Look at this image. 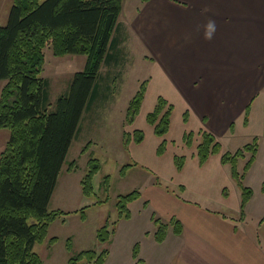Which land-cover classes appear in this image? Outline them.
I'll list each match as a JSON object with an SVG mask.
<instances>
[{"label": "crops", "instance_id": "0c3cea01", "mask_svg": "<svg viewBox=\"0 0 264 264\" xmlns=\"http://www.w3.org/2000/svg\"><path fill=\"white\" fill-rule=\"evenodd\" d=\"M209 20L216 23L211 40L204 37ZM116 28L114 48L130 52L138 47L146 65L145 75L135 78V86L124 100L131 99L142 80L147 81L139 116L133 122H138L144 138L132 142L128 150L174 188L170 193L150 184V195L144 198L141 194L143 208L151 200V222L154 214L164 222L176 217L182 224L181 234H175L170 225L165 239L158 243L153 223L154 229L144 232L145 238H152L145 256L151 257L152 264H264V170L256 164L264 141L260 110L262 105L264 111V0H123ZM119 49L111 53L112 48L105 63L119 65ZM158 96L174 106L164 138L144 122ZM253 109H259L258 131L253 127ZM200 129L213 133L222 151L239 147L236 138L240 134L247 140L258 137L255 160L244 177L253 194L242 213L241 190L229 165L221 163V154L211 155L200 165L196 156L199 137L191 146L184 144V133ZM163 139L167 145L159 155ZM175 155L185 157L181 170L174 164ZM131 218L132 211L127 220Z\"/></svg>", "mask_w": 264, "mask_h": 264}, {"label": "trees", "instance_id": "16d2710c", "mask_svg": "<svg viewBox=\"0 0 264 264\" xmlns=\"http://www.w3.org/2000/svg\"><path fill=\"white\" fill-rule=\"evenodd\" d=\"M122 4L123 0H13L7 23L0 25V80H6L0 92V128L10 129L0 157V264H43L34 245L46 238L48 227L56 217L67 214L60 210L49 212L48 204L84 111L104 95L100 68L109 60V51L114 48L113 33ZM47 46H51L55 56L84 54L87 57L84 69L75 73L69 92L57 99L53 112L48 111V81L40 76ZM146 87L144 80L129 100L126 123H133L139 114ZM173 108V104L158 96L153 109L147 113L146 121L153 125L156 136L164 138L168 133ZM248 115L249 105L245 109L244 124ZM184 120H187L186 115ZM197 133L199 164L221 153V163L229 165L230 174L241 190L242 213L253 194L245 185L244 177L255 160L258 137L231 152L222 151L213 133L205 129ZM195 135L193 131L184 133V144L191 146ZM123 137L127 148L131 139L140 143L144 132L141 129L132 133L124 131ZM166 145L163 139L157 149L159 155L164 153ZM246 154L248 159L239 171L238 161ZM184 161L183 155L174 156L178 170L182 169ZM88 164L89 170L81 181L82 191L87 196L93 193L92 180L100 169L98 159H90ZM72 169L73 164L69 167ZM140 196L141 193L134 190L118 197L116 207L120 219L130 218L129 205ZM80 216L83 220L86 218L85 208L80 210ZM152 220L156 226L153 237L158 243L165 239L170 225L175 234L182 232V224L176 217L164 222L153 214ZM108 227L106 223L97 231L100 242L107 241L113 234ZM70 246L67 240V248ZM138 252L137 243L133 247L134 258ZM106 257L107 250L99 253L85 250L71 258L69 264L82 259L103 264Z\"/></svg>", "mask_w": 264, "mask_h": 264}, {"label": "rangeland", "instance_id": "374dc122", "mask_svg": "<svg viewBox=\"0 0 264 264\" xmlns=\"http://www.w3.org/2000/svg\"><path fill=\"white\" fill-rule=\"evenodd\" d=\"M12 4L13 0H0V25L7 23ZM122 48H113V53H116L117 49L121 52L119 65L103 63L100 84L102 90L105 89L104 95L97 98V101L84 111L78 132L72 140L59 173L48 204V211L60 210L67 214L56 217L48 227L46 238L34 245V251L40 256L43 264H69L71 258H75L85 250H94L97 253L107 250L103 264H152L151 257L145 256L150 252L149 242L152 238H145L144 232L154 229L149 212L153 205L151 200L148 207L143 208L144 198L150 195L147 187L153 183L155 187L170 193L174 188L164 181V176H158L138 158H134L133 151L128 150L129 145L135 143L133 139L127 148L124 146L123 132L132 133L133 130L140 129L138 122L135 124L125 122L127 108L125 105L129 99L124 100L135 86V78L140 74L145 75L146 65L141 62L145 61L140 58L138 47H133L130 52ZM44 54L45 61L40 76L48 81L50 103L48 111L53 112L57 99L69 92L75 73L84 69L87 57L84 54L55 56L51 46L44 49ZM5 83L6 80H0V92ZM149 108L150 104H147L146 109ZM260 110L263 115L262 105ZM258 112L259 109H253L256 119L253 127L256 131H258ZM185 115L188 119L187 113H184L183 122L187 121L184 120ZM138 116L139 114L135 119ZM144 122H147L145 118ZM146 124L153 131V125ZM9 136V128H0V157ZM195 137H199L198 133ZM251 140L250 138L247 140L244 134L238 135L236 143L240 146L237 148ZM260 143L259 159L256 164L264 170V141ZM248 156L246 154L239 159L237 166L239 171L243 170ZM90 159H98L100 169L92 180L93 193L87 196L82 191L81 181L89 170ZM71 164L73 169L69 170ZM128 164L133 165L123 168ZM123 169H125L124 174H122ZM258 177L257 174L256 178ZM251 185L255 187V184ZM134 190H138L144 198L140 196L130 203L129 208L132 211L130 220L120 219L116 207L118 197ZM82 208H85L86 213L84 220L80 216ZM106 223L109 224L108 229L113 231V234L107 241L100 242L97 231ZM261 233L264 234V229ZM53 237L56 238L54 241L51 240ZM67 240L70 241V248H67ZM137 243L141 245L142 252L134 258L132 252ZM76 264L92 263L82 259Z\"/></svg>", "mask_w": 264, "mask_h": 264}, {"label": "clouds", "instance_id": "9594fccd", "mask_svg": "<svg viewBox=\"0 0 264 264\" xmlns=\"http://www.w3.org/2000/svg\"><path fill=\"white\" fill-rule=\"evenodd\" d=\"M216 31V23L214 20H209L205 25L204 37L205 39L211 40L214 37Z\"/></svg>", "mask_w": 264, "mask_h": 264}]
</instances>
